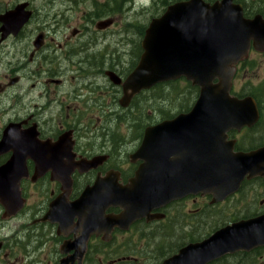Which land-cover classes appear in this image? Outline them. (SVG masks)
Wrapping results in <instances>:
<instances>
[{
  "label": "flooded vegetation",
  "instance_id": "af4514ba",
  "mask_svg": "<svg viewBox=\"0 0 264 264\" xmlns=\"http://www.w3.org/2000/svg\"><path fill=\"white\" fill-rule=\"evenodd\" d=\"M178 2L152 0L150 8L141 10L157 18ZM20 5H27L23 12L32 11V16L7 37L0 19V264H145L138 253H148L150 244L165 235L161 238L178 243L162 259L155 261L152 255L147 262L164 264L184 247L221 231L230 232L222 242L234 249L207 264H264V171L245 175L233 191L218 197L191 194L156 207L128 229L113 227L106 239L113 217L123 210L97 198L106 200L109 193L130 185L146 166L138 153L148 130L192 111L200 89L182 77L133 96L125 92L124 84L142 60L151 21L140 26L141 36L128 44L125 58L115 57L107 50L115 24L101 29L95 22L100 16L87 11L79 25L72 26L71 18L67 23H44L25 0H0V18ZM240 76L238 71L232 96L255 98L247 86L237 90ZM182 83L187 97L193 89L196 96L180 108L174 100L161 98L163 108L171 112L162 118L156 91ZM179 97L186 101V92ZM263 117L251 128L228 133L236 154L264 147L263 142L244 148L241 142L264 133ZM162 141L157 138L153 154L154 189L187 186L186 178H173L182 173L177 166L183 163L171 168L160 159L193 155L187 145ZM87 192L91 194L84 199ZM92 209L100 218L82 224ZM88 230L92 233L86 238ZM129 241L139 248L131 251Z\"/></svg>",
  "mask_w": 264,
  "mask_h": 264
},
{
  "label": "water",
  "instance_id": "95a60500",
  "mask_svg": "<svg viewBox=\"0 0 264 264\" xmlns=\"http://www.w3.org/2000/svg\"><path fill=\"white\" fill-rule=\"evenodd\" d=\"M26 18L27 13L20 9L2 16L0 19L7 30L5 37L15 26L23 25ZM112 24V20H107L99 27L103 29ZM251 48L264 53V17L247 18L243 6L234 0L213 4L205 0L183 1L171 5L162 17L152 20L143 41L142 60L124 84L125 92L133 96L185 76L200 87L201 93L188 115L148 130L138 153L146 166L130 185L109 193L106 200L97 198L96 202L104 201L124 210L113 217L105 231L106 239L113 227L128 229L134 222L149 217L156 207L191 194L212 193L218 197V193L233 191L245 175L264 171V147L236 154L233 142L228 141L231 130L253 127L260 117L254 99L230 96L237 65L249 57ZM159 137L168 145H187V153L193 155L182 160L164 156L160 159L171 168L174 163L182 162V166H177L183 169L182 173L173 174V178H186L187 186L176 183L154 189L153 154ZM90 194L85 193L84 199ZM96 218H100V213L92 209L82 224L92 225ZM91 233L88 230L86 238ZM229 235V231H221L203 243L188 245L164 264H207L234 249L222 242L223 236Z\"/></svg>",
  "mask_w": 264,
  "mask_h": 264
},
{
  "label": "rangeland",
  "instance_id": "374dc122",
  "mask_svg": "<svg viewBox=\"0 0 264 264\" xmlns=\"http://www.w3.org/2000/svg\"><path fill=\"white\" fill-rule=\"evenodd\" d=\"M31 3V9L34 10L38 16L44 19V23H57L61 24V19H64V23H67V19L71 18L70 23L72 26L79 25V19L82 17L84 12H91L96 16H100L95 20L96 24L105 20H114L115 25L110 29L109 34L111 35V47H108V52L113 54L115 57H124L126 51H128V44L132 40H137L141 36V27L149 24L152 18L157 16L154 12L142 11L141 8H150L152 6V0H25ZM131 1L135 2V5L131 4ZM213 2L215 0H207ZM252 13L264 14V0H245ZM26 9V8H25ZM69 10H75L70 13ZM23 11V8H21ZM125 58V57H124ZM125 61V60H124ZM241 76L238 79L237 90L241 91L243 87L247 86L249 89H245L248 92H252L258 95L264 104V55L254 53L251 55L249 63L242 69ZM186 97L189 91L185 89V85L178 84L174 86H165L160 89V93L156 91V102L162 107V118L167 117L171 114L169 110H165L162 106V99L167 103L175 101V105L185 106L192 101L197 94L196 90L193 89L192 96L179 97L180 93H185ZM161 95V97H160ZM160 98V100H158ZM169 107L166 106V109ZM179 111V110H178ZM177 111V112H178ZM264 121V118H263ZM261 132H264V124L261 125ZM244 148H248L257 143L264 142V133L257 135H250L241 141ZM165 235H161L159 239L150 244V250L148 253H144L142 258L145 264L148 260L156 261L158 257L162 259L163 253L173 247L178 241H167L164 240ZM136 239V238H134ZM132 244L131 251H135L139 248L138 244L133 241H129ZM116 247V242H114ZM121 252L118 253L121 257ZM137 255L136 253H133ZM161 255V256H160ZM139 262H142L140 259Z\"/></svg>",
  "mask_w": 264,
  "mask_h": 264
},
{
  "label": "trees",
  "instance_id": "16d2710c",
  "mask_svg": "<svg viewBox=\"0 0 264 264\" xmlns=\"http://www.w3.org/2000/svg\"><path fill=\"white\" fill-rule=\"evenodd\" d=\"M178 1H180V0H178ZM238 1H239V2H244V3L246 4V6H247V8H248V10H249V11H248V10L246 9L248 14H249V12L252 13V12L250 11L248 5H247V2H246L245 0H238ZM247 63H249V62H247ZM247 63H246V62L244 63V65H243L244 68H245V66H246L245 64H247Z\"/></svg>",
  "mask_w": 264,
  "mask_h": 264
}]
</instances>
